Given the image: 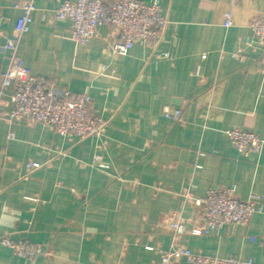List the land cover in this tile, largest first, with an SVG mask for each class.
<instances>
[{
    "label": "crops",
    "instance_id": "0c3cea01",
    "mask_svg": "<svg viewBox=\"0 0 264 264\" xmlns=\"http://www.w3.org/2000/svg\"><path fill=\"white\" fill-rule=\"evenodd\" d=\"M23 1L36 10L13 63L91 96L106 128L69 139L39 123H9L4 92L0 237L39 243L49 254L20 257L0 243V264H159L157 250L171 241L164 222L196 217L190 199L215 187H233L241 199L264 196V51L249 28L252 17H264V0H143L156 1L167 24L125 56L113 53L108 25L84 44L73 41L69 21L53 16L63 0H0V72ZM165 109H179V118ZM230 127L256 133L260 150L240 154L224 133ZM180 241L205 255L264 264V209L245 225Z\"/></svg>",
    "mask_w": 264,
    "mask_h": 264
},
{
    "label": "built area",
    "instance_id": "2783aa9c",
    "mask_svg": "<svg viewBox=\"0 0 264 264\" xmlns=\"http://www.w3.org/2000/svg\"><path fill=\"white\" fill-rule=\"evenodd\" d=\"M15 6L21 9V14L16 19L11 36L5 40L4 47L11 56L8 66L0 72V101L4 92L10 90L11 108L4 113V119L9 123H39L69 139L102 136L106 120L94 110L91 96L57 89L51 81L30 75L26 69L13 63L19 39L28 31L36 10L31 1ZM53 16L54 19L69 21L70 38L80 44L96 36L101 26L108 25L115 37L112 51L120 56L127 55L136 43L145 45L151 39H157L167 24L159 4L143 0H114L110 3L105 0H63L53 9ZM223 25H232L230 12L224 14ZM249 28L254 42L264 51V17H252ZM164 114L178 119L180 110L169 112L165 109ZM224 133L242 155L259 151L263 143L256 133L240 127L227 128ZM185 197L188 199V194ZM190 201L195 207L196 217L186 221L171 216L164 222V227L171 233V241L166 249L157 250L159 264H172L181 258L189 264H260L252 259L205 255L186 247L180 237L184 234H217L231 223L245 225L253 214L263 211L264 196L255 194L241 199L233 187H215L208 189L204 196ZM187 222H192V226L187 227ZM0 243L20 257L33 259L49 254L41 244L24 239L2 236Z\"/></svg>",
    "mask_w": 264,
    "mask_h": 264
}]
</instances>
